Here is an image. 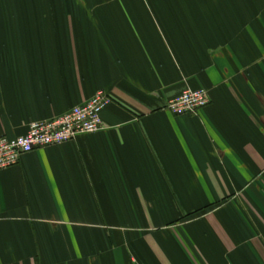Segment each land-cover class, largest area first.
I'll return each instance as SVG.
<instances>
[{
  "label": "crops",
  "instance_id": "0c3cea01",
  "mask_svg": "<svg viewBox=\"0 0 264 264\" xmlns=\"http://www.w3.org/2000/svg\"><path fill=\"white\" fill-rule=\"evenodd\" d=\"M99 90L0 171V264H264V0H0V136Z\"/></svg>",
  "mask_w": 264,
  "mask_h": 264
},
{
  "label": "built area",
  "instance_id": "2783aa9c",
  "mask_svg": "<svg viewBox=\"0 0 264 264\" xmlns=\"http://www.w3.org/2000/svg\"><path fill=\"white\" fill-rule=\"evenodd\" d=\"M111 102L103 90L95 92L83 103L45 120L32 121L20 136H0V171L18 163L22 154L38 148L61 145L79 135L93 133L101 126L100 114ZM209 102L203 88H187L168 100L166 108L174 115L195 114Z\"/></svg>",
  "mask_w": 264,
  "mask_h": 264
}]
</instances>
